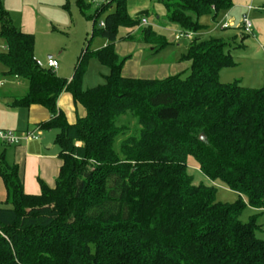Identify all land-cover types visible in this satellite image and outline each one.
Here are the masks:
<instances>
[{
	"label": "trees",
	"instance_id": "trees-1",
	"mask_svg": "<svg viewBox=\"0 0 264 264\" xmlns=\"http://www.w3.org/2000/svg\"><path fill=\"white\" fill-rule=\"evenodd\" d=\"M156 1L165 7L164 23L192 32L204 27L199 17L217 19L232 5ZM76 3L93 21L91 36L108 44L86 48L68 80L37 63L34 34L17 27L0 2L2 75L27 82L12 106L38 104L49 111L39 127L56 131L62 160L53 187L39 179L40 193L27 194L19 166L0 159L6 190L0 264H264L259 214L240 219L247 206L264 210V86L220 81L219 72L235 63L228 43L217 37L190 39L180 56L189 61L187 74L126 77L129 55L120 57L114 42L120 28L138 26L147 11L132 17L127 0H111L91 15L89 2ZM111 3L101 26L97 17ZM137 35L154 51L170 45L150 25ZM90 57L108 73L104 83L84 89ZM63 91L84 108L74 123L58 109ZM125 115L136 130L118 123ZM190 163L238 198L217 201L214 186L192 182Z\"/></svg>",
	"mask_w": 264,
	"mask_h": 264
},
{
	"label": "crops",
	"instance_id": "crops-1",
	"mask_svg": "<svg viewBox=\"0 0 264 264\" xmlns=\"http://www.w3.org/2000/svg\"><path fill=\"white\" fill-rule=\"evenodd\" d=\"M86 1L89 2L92 7V4L97 0ZM110 1L111 0H104L103 3ZM0 2L17 27L24 32L34 34V56L36 60L39 61L35 36L41 26L48 27L49 23V25L54 27V24L57 23L61 17V12L69 8V0H0ZM74 4L80 12L76 0ZM155 5L163 6V12H160L163 14L158 15L155 11ZM109 8L113 9V3H111ZM144 11H147V13L141 17L147 20L148 25L153 26V23L157 28L164 30L170 29L174 32L172 40H168L170 45L167 47L173 46L180 51L174 54L170 60H165L164 58L160 59L158 55L162 49L154 51L150 44L137 42V38L139 37L137 35L138 30L140 27L147 25L139 24L131 29L125 28V35L123 34L119 40L117 39L114 45L120 57L129 55L122 69V73L126 77L164 78L169 75L186 72L189 67V61L180 60V56L186 51L188 42L194 36L199 37V39L217 37L225 40L224 36H227V39L236 37L233 30L238 29L241 38L251 35V37H254V43L258 45V47L264 46V0H232V5L228 9L221 11L217 19H213L211 15H208V21L207 16L199 17L198 21L204 27L199 31L193 32L191 38L180 37L176 39V35L183 30L176 24L163 22L162 17L165 14V7L162 3L156 0H127V12L130 16L135 17ZM151 12H154L156 15V19H153V21H150L148 18ZM80 14L82 15L81 12ZM244 16H247L252 22V34H245L243 32L242 18ZM210 22L213 27H206V24ZM218 22L227 23V27L219 28L217 26ZM227 29H229L228 34L224 33ZM157 33H159V31ZM125 36H133V39L130 37L123 38ZM251 41L253 40H248L250 45ZM107 44L108 41L104 40L101 46L103 47ZM249 55H252L251 52H249ZM250 57L252 63L257 61L256 57ZM49 58L57 60V58L51 55L48 56L47 60ZM259 59L264 61V54H261ZM47 60L45 63L39 62L45 65ZM252 65L254 72L250 76L246 74L247 80L244 82L240 79V83L248 87L264 86V66L261 64V67L257 68L255 64ZM55 70L54 72L56 75L62 77L60 75L61 67L59 62ZM221 71L219 72V78ZM25 86L23 80L0 75V128L24 132L37 127L39 128L37 137L23 141L17 145L0 144V159L3 157L7 163L19 166L25 193L39 194L41 191L39 179L49 187H53L62 160L59 156L60 148L54 141L56 131L54 129H41L39 127L41 122L49 120V111L44 106L38 104H32L28 107L12 106L13 99L21 97L25 93V91H20V93H18L16 90L19 88L22 90ZM57 106L58 109L64 113L69 123H74L78 117L85 114L84 108L80 104L74 103L72 95L67 91H63L58 96ZM193 166L195 165L193 164ZM5 195V186L0 177V205H2ZM248 207L251 211H254L253 214H262L264 212V210ZM260 231H262V229ZM261 237L264 238L263 235H261Z\"/></svg>",
	"mask_w": 264,
	"mask_h": 264
},
{
	"label": "rangeland",
	"instance_id": "rangeland-1",
	"mask_svg": "<svg viewBox=\"0 0 264 264\" xmlns=\"http://www.w3.org/2000/svg\"><path fill=\"white\" fill-rule=\"evenodd\" d=\"M103 2L104 0H97L94 2L90 8V14L93 15L96 13L97 9L102 5ZM74 3L75 0H69V8L61 12V17L58 22L54 24V27L49 25V23L48 27L41 26L40 30H38L35 36L36 47L38 49L37 54L39 55L38 57L40 59L39 61L45 63L49 55L57 58L61 67L60 75L67 79L72 75L74 67L82 52L86 48L89 52L95 51L101 48L103 41L106 40L99 35L94 37L91 36L93 21L81 15ZM110 6L111 4L106 8V10L102 11L98 15L97 21L102 19L106 13L112 10V8H109ZM155 11L158 13V15L163 14L160 13L163 12V6L155 5ZM208 15L209 14L203 15L205 17L207 16V21ZM148 18L150 21H153V19H156V15L154 12H151V15ZM152 25L155 31H159V34L164 35L169 41L172 40V36L174 34L172 30L157 28L153 23ZM209 26L213 27L211 22L206 24V27ZM125 32V28H120L118 32V40L123 34L125 35ZM224 33L228 34L229 29H227V31ZM233 33H235L236 36L234 38L227 39V36H224V39L228 43L226 49L230 51L232 59L235 63L233 67L224 68L221 71L220 79L225 83L232 81L240 82V79L245 82L247 80L245 75L247 74L250 76L254 72L252 64H255L257 68H260L261 64L264 66V61L259 59L260 55L264 54V46L258 47V45L254 43V37H251V35L241 38L238 29L233 30ZM249 39L253 40L251 41V45L248 43ZM4 49L5 41L0 37V50ZM179 51V49H176L173 46L167 47L159 52L158 58L170 60L174 54L178 53ZM249 52H251L252 55H249ZM250 56L256 57L257 61L252 63ZM4 69L5 66L0 63V75H2ZM107 73L108 69L106 66H103L97 59L93 57L88 58L87 69L82 79L83 88H90L104 83L105 75ZM184 73L187 74V72ZM23 82L26 86L22 88V90L21 88L17 89L16 91H18V93H20V91H26L25 89L27 88V82L24 80ZM118 123L126 124L131 129V131L137 129L135 120L130 118L129 115L121 117ZM187 171L192 176V182L194 184L203 183L214 186L216 189L215 197L217 201L231 203L238 198L237 194L234 191L228 189L221 181H211L205 177L197 167L192 165V163L188 164ZM253 213L254 211H251V209L247 206L240 215V219L243 222H246L248 221L249 217L253 215ZM258 223L260 224V229H262V231L258 230L257 234L264 236V212L259 214Z\"/></svg>",
	"mask_w": 264,
	"mask_h": 264
},
{
	"label": "built area",
	"instance_id": "built-area-1",
	"mask_svg": "<svg viewBox=\"0 0 264 264\" xmlns=\"http://www.w3.org/2000/svg\"><path fill=\"white\" fill-rule=\"evenodd\" d=\"M103 24L104 23L101 20L100 25L103 26ZM141 24L142 25H148V22L144 17L141 18L140 25ZM217 26L219 28H225V27H227V23L218 22ZM242 29H243V32L245 34H251L252 33V22L247 16H244L242 18ZM192 35H193L192 31H182L176 35V39H178L180 37L191 38ZM37 63L40 66H46V67L52 68L53 70L56 69L57 65H58L57 60L54 58H49L45 65L39 61ZM38 130H39V128L36 127L35 129L26 130L24 132H18V131L13 130V129L0 128V144H7V145L20 144L23 141H27V140L32 139V138H36Z\"/></svg>",
	"mask_w": 264,
	"mask_h": 264
},
{
	"label": "water",
	"instance_id": "water-1",
	"mask_svg": "<svg viewBox=\"0 0 264 264\" xmlns=\"http://www.w3.org/2000/svg\"><path fill=\"white\" fill-rule=\"evenodd\" d=\"M200 138H202V136L200 135Z\"/></svg>",
	"mask_w": 264,
	"mask_h": 264
}]
</instances>
